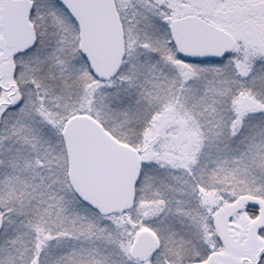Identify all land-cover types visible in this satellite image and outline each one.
<instances>
[{"label": "snow or ice", "instance_id": "obj_1", "mask_svg": "<svg viewBox=\"0 0 264 264\" xmlns=\"http://www.w3.org/2000/svg\"><path fill=\"white\" fill-rule=\"evenodd\" d=\"M0 264H264V0H0Z\"/></svg>", "mask_w": 264, "mask_h": 264}]
</instances>
